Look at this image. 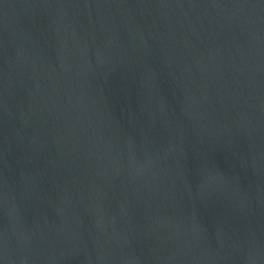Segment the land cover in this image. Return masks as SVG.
<instances>
[{
    "label": "water",
    "instance_id": "95a60500",
    "mask_svg": "<svg viewBox=\"0 0 264 264\" xmlns=\"http://www.w3.org/2000/svg\"><path fill=\"white\" fill-rule=\"evenodd\" d=\"M0 264H264V0H0Z\"/></svg>",
    "mask_w": 264,
    "mask_h": 264
}]
</instances>
